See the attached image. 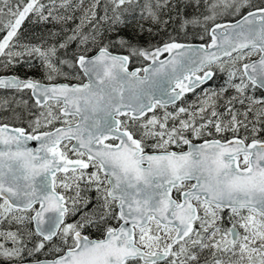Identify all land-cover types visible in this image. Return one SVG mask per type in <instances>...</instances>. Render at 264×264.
<instances>
[{"label":"snow or ice","instance_id":"1","mask_svg":"<svg viewBox=\"0 0 264 264\" xmlns=\"http://www.w3.org/2000/svg\"><path fill=\"white\" fill-rule=\"evenodd\" d=\"M0 58V264H264V0H0Z\"/></svg>","mask_w":264,"mask_h":264},{"label":"trees","instance_id":"2","mask_svg":"<svg viewBox=\"0 0 264 264\" xmlns=\"http://www.w3.org/2000/svg\"><path fill=\"white\" fill-rule=\"evenodd\" d=\"M67 14H71L70 12ZM229 20L231 18H228ZM70 26H71V22ZM49 27H51V25H49ZM34 26L32 24H30L28 21L25 22L22 31L24 29H33ZM35 31L37 33H39V28H35ZM134 29H127V30H123L120 34L124 35V36H131L133 33ZM169 31H171V28L169 29ZM149 39V37L145 34V36L140 38V43H145L147 40ZM155 39H159V37H156ZM178 39L183 40L184 38L178 37ZM191 43H201V41L199 39L196 40H192L191 38H189V41ZM74 47V45H73ZM114 52H120L122 54H126L124 53L123 49H113ZM2 59V58H0ZM140 64L138 62H133L130 63L129 68L133 69L134 67H139ZM5 75H18L22 78L24 77H32L38 80H42V82H47L43 80V72L42 70L39 68V66L37 65L36 67H32V68H27L24 66H19L17 68H12L11 66L8 68H4L2 65H0V77L1 76H5ZM78 81H71V83H77ZM221 81L217 80L216 83L219 84ZM257 95H259V93H257ZM30 97V92L25 90L24 93H16L14 91H0V124H9V125H14V126H20V121L17 119V117L23 113V115H27V109L20 103H18L19 101H21L22 99H28L29 100V105H31L33 103V101L31 99H29ZM194 99V98H193ZM191 99V100H193ZM8 101V103H4V101ZM190 100V101H191ZM33 111H35V109H33ZM25 126H26V121H25ZM229 137L232 135L231 133L226 134ZM241 135H243V129L241 130Z\"/></svg>","mask_w":264,"mask_h":264},{"label":"flooded vegetation","instance_id":"3","mask_svg":"<svg viewBox=\"0 0 264 264\" xmlns=\"http://www.w3.org/2000/svg\"><path fill=\"white\" fill-rule=\"evenodd\" d=\"M129 70H132V69L129 68ZM193 98H195V96H194L193 93H189V94H187L186 97H185V99H187V100H189V101H190L191 99H193Z\"/></svg>","mask_w":264,"mask_h":264},{"label":"water","instance_id":"4","mask_svg":"<svg viewBox=\"0 0 264 264\" xmlns=\"http://www.w3.org/2000/svg\"><path fill=\"white\" fill-rule=\"evenodd\" d=\"M234 22V21H233ZM195 44H199V43H195ZM10 76H12V75H6V76H1V77H10ZM0 91H10V90H2V89H0ZM28 91V90H27ZM189 94V93H188ZM187 95V94H186ZM34 143V142H33Z\"/></svg>","mask_w":264,"mask_h":264}]
</instances>
